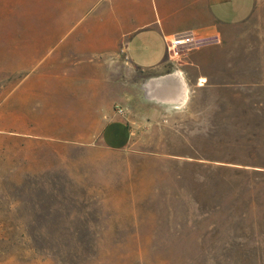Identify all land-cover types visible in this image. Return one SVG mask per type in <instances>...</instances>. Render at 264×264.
Wrapping results in <instances>:
<instances>
[{"label": "rangeland", "instance_id": "374dc122", "mask_svg": "<svg viewBox=\"0 0 264 264\" xmlns=\"http://www.w3.org/2000/svg\"><path fill=\"white\" fill-rule=\"evenodd\" d=\"M115 28L111 0H0V264H264V105L144 102L148 72L102 48ZM231 49L264 63V0Z\"/></svg>", "mask_w": 264, "mask_h": 264}, {"label": "crops", "instance_id": "0c3cea01", "mask_svg": "<svg viewBox=\"0 0 264 264\" xmlns=\"http://www.w3.org/2000/svg\"><path fill=\"white\" fill-rule=\"evenodd\" d=\"M254 7L255 0H111L115 34L106 38L102 48L115 58L121 51L128 65L148 72L144 102L179 108L197 103L190 96L192 88H207L221 90L229 103L236 94L253 91L258 100L252 104L262 106L264 63H231L237 53L231 44ZM182 34L193 42L179 56H172L166 41ZM98 113L103 144L126 147L135 124L110 108Z\"/></svg>", "mask_w": 264, "mask_h": 264}, {"label": "built area", "instance_id": "2783aa9c", "mask_svg": "<svg viewBox=\"0 0 264 264\" xmlns=\"http://www.w3.org/2000/svg\"><path fill=\"white\" fill-rule=\"evenodd\" d=\"M193 40L189 35H175L166 41L167 49L171 52L172 56H179L184 47L192 44Z\"/></svg>", "mask_w": 264, "mask_h": 264}, {"label": "trees", "instance_id": "16d2710c", "mask_svg": "<svg viewBox=\"0 0 264 264\" xmlns=\"http://www.w3.org/2000/svg\"><path fill=\"white\" fill-rule=\"evenodd\" d=\"M254 173L260 174L262 177H264V169H262V170H254Z\"/></svg>", "mask_w": 264, "mask_h": 264}, {"label": "bare ground", "instance_id": "6f19581e", "mask_svg": "<svg viewBox=\"0 0 264 264\" xmlns=\"http://www.w3.org/2000/svg\"><path fill=\"white\" fill-rule=\"evenodd\" d=\"M172 88V87H171Z\"/></svg>", "mask_w": 264, "mask_h": 264}]
</instances>
